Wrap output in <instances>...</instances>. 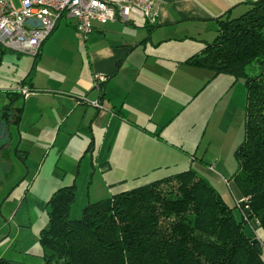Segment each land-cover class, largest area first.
I'll use <instances>...</instances> for the list:
<instances>
[{"label": "crops", "instance_id": "obj_1", "mask_svg": "<svg viewBox=\"0 0 264 264\" xmlns=\"http://www.w3.org/2000/svg\"><path fill=\"white\" fill-rule=\"evenodd\" d=\"M256 1L163 0L157 25L150 26L136 16L127 23L118 20L102 25L96 23L84 48L79 36L81 46L79 42L77 46L66 40L57 44L63 34L58 33L59 26L64 20L69 23H66L67 28L76 32L74 20L61 18L55 32L42 46L34 72H27L15 88L11 86L15 83L13 77L10 83L0 80L2 102L9 91L26 89L30 92L26 98L20 95L18 102V107L22 108L18 124L23 133L22 145L18 147L22 152L20 158H24L22 163L29 164L34 148L41 151L44 147L50 151L56 147L67 149L73 135L83 138L82 143L86 138L91 140L86 144L85 156L90 151L101 153L104 142L111 136L110 131H118L119 156L125 154L128 157L127 169L137 171L136 178L155 173L153 181L192 169L214 188V180L232 184L233 188H228V192L215 189L228 206L234 207L233 202L241 197V193L233 176L224 179L215 174L213 164L208 165L197 158L203 143L197 127H188V133L183 137L179 134L185 101L195 100L200 91H204L208 83L203 82L208 76L214 79L212 72L188 65L186 61L200 53L205 43L215 39L218 17L229 11L233 15L244 13L249 4ZM201 28L209 33L208 38L199 33ZM195 33L203 36V41L197 40ZM57 36L58 39L51 43ZM192 40L204 43L203 48L199 51L195 47L189 49L187 44ZM55 43L59 45L57 50L53 49ZM54 50L65 53L66 57L63 53L61 58L53 57L55 54L51 55V52ZM6 54L9 53L0 51V64ZM77 55L81 56L83 65L77 61ZM96 75L106 79L100 89L96 88ZM230 83L228 81V85ZM171 85L176 93H170ZM225 93L228 96L230 89ZM98 100L102 105L100 108L92 105ZM232 106V101L228 100L224 110ZM221 119L225 121L223 117ZM18 126H12L10 131ZM97 139H101L100 149ZM26 145H31V149ZM205 149L203 154L209 150ZM137 156L144 160L138 162ZM97 161L98 169L105 170L109 160L99 158Z\"/></svg>", "mask_w": 264, "mask_h": 264}, {"label": "trees", "instance_id": "obj_2", "mask_svg": "<svg viewBox=\"0 0 264 264\" xmlns=\"http://www.w3.org/2000/svg\"><path fill=\"white\" fill-rule=\"evenodd\" d=\"M216 26L215 39L186 63L245 84V137L235 153L233 181L238 200L247 199L241 204L248 206L247 220L192 169L89 202L74 219L77 187L70 185L45 205L48 226L39 239L44 264H264L263 251L246 233L248 225L264 233V0L239 16L225 13ZM20 95L6 93L0 122L8 130L19 124ZM15 152L21 157L19 148ZM0 264L20 263L0 258Z\"/></svg>", "mask_w": 264, "mask_h": 264}, {"label": "rangeland", "instance_id": "obj_3", "mask_svg": "<svg viewBox=\"0 0 264 264\" xmlns=\"http://www.w3.org/2000/svg\"><path fill=\"white\" fill-rule=\"evenodd\" d=\"M15 3L18 5L17 2ZM241 14L243 13H237L234 16ZM66 23L69 24L64 20L59 26L58 33L63 34L57 44H62L66 40L68 43L81 46L80 37L77 38L78 34L70 27L67 28ZM199 33L208 38L209 33L203 28ZM203 36L195 35L200 41H203ZM57 39L58 36L51 43ZM57 44H53V49L57 50L59 47ZM202 44L204 45V43L192 40L187 46L189 49L195 47L199 51L203 48ZM82 45L84 48L86 42ZM56 50L52 51L51 55L55 54L53 57L61 58L63 52ZM80 50L82 53L85 52V49ZM63 56L66 57L65 53ZM77 56V61L83 65L81 56ZM35 61V57L31 55L16 53L4 55L0 64V80L10 83L11 77H13L15 83H11V86L15 88L17 82L27 76V72L29 73L30 70L34 72ZM47 65L51 67L53 63ZM228 81L231 82L230 85H228ZM203 83H208L204 91H200L201 93L195 100H186L183 105L186 108L181 115L179 134L183 137L188 133V127L196 126L197 131L203 136V143L200 153L198 156L196 155L197 158L203 159L208 165L213 164L215 174L217 173L224 179H230L237 171L235 153L245 137L247 91L243 81L235 82L229 76L221 75L214 79L208 76V79H205ZM171 87L170 93H176L174 85ZM227 89H230L228 96L225 93ZM228 100L232 101L233 106L224 110ZM6 102H8V98L2 102L0 97V110ZM222 117L225 120L223 122ZM22 134L19 125L11 131L10 138L0 141V258L8 261L20 264H44L40 258L43 250L39 239L41 231L48 226L45 205L53 191L68 185H76V202L72 206L70 214L74 219L80 217L82 209L89 202L111 198L115 194L148 184L155 178V173H150L148 177L136 178L137 171L127 169L128 157L125 154L119 156L118 131H110L111 136H108L104 142L105 145L101 153L92 154L90 151L85 156L84 152L91 140L86 138L82 143L83 138L73 135L67 149L66 147H56L50 151L44 147L42 149L44 151H41L39 148H34L29 157V164L27 162L23 164L15 152L22 145ZM31 140L33 141V138ZM100 141L101 139L96 140L99 149L102 144ZM26 147L31 149V145H26ZM205 148L209 149L207 154H203ZM20 149L22 148L20 147ZM35 149L38 151L35 152ZM193 150L195 151V148ZM99 158L102 161L109 160L107 167L104 166L105 170L98 169L100 165L97 159ZM137 160L141 162L144 157L137 156ZM74 170H76L75 175ZM207 176L214 180L209 175ZM214 181L212 182L218 191L223 193L224 190H228L229 186L225 181ZM231 187L233 188L232 184L230 189ZM233 204L236 205V202L234 201ZM234 213L239 219V210L237 209ZM246 233L258 240L264 259L263 231L248 225Z\"/></svg>", "mask_w": 264, "mask_h": 264}, {"label": "built area", "instance_id": "obj_4", "mask_svg": "<svg viewBox=\"0 0 264 264\" xmlns=\"http://www.w3.org/2000/svg\"><path fill=\"white\" fill-rule=\"evenodd\" d=\"M163 0H0V47L11 53L38 57L42 46L55 32L63 17L74 20L76 32L86 42L94 31V24L121 21L127 23L132 16L144 19L155 26L159 19V6ZM18 5H16V3ZM37 20L40 26L28 24ZM105 77L96 75V86L104 83ZM24 98L30 95L26 89H18ZM96 108L102 105L92 103ZM230 188V183H227ZM236 209L247 220L242 207L247 199L236 200Z\"/></svg>", "mask_w": 264, "mask_h": 264}, {"label": "water", "instance_id": "obj_5", "mask_svg": "<svg viewBox=\"0 0 264 264\" xmlns=\"http://www.w3.org/2000/svg\"><path fill=\"white\" fill-rule=\"evenodd\" d=\"M28 24H31V25H35L36 24L37 26L41 25V23L39 21H37V20H29ZM10 134H11L10 129L8 130L6 125L3 122H0V141L6 140L8 137H10ZM253 245L258 246V250L259 251L262 250V248L259 245L258 240H254L253 241Z\"/></svg>", "mask_w": 264, "mask_h": 264}]
</instances>
